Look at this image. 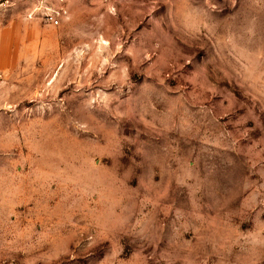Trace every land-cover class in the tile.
<instances>
[{
	"label": "rangeland",
	"instance_id": "374dc122",
	"mask_svg": "<svg viewBox=\"0 0 264 264\" xmlns=\"http://www.w3.org/2000/svg\"><path fill=\"white\" fill-rule=\"evenodd\" d=\"M12 1L0 264H264V0Z\"/></svg>",
	"mask_w": 264,
	"mask_h": 264
},
{
	"label": "crops",
	"instance_id": "0c3cea01",
	"mask_svg": "<svg viewBox=\"0 0 264 264\" xmlns=\"http://www.w3.org/2000/svg\"><path fill=\"white\" fill-rule=\"evenodd\" d=\"M12 2V0H0V70L14 62V43L19 34L24 33L19 23L2 15L3 8L11 6Z\"/></svg>",
	"mask_w": 264,
	"mask_h": 264
},
{
	"label": "built area",
	"instance_id": "2783aa9c",
	"mask_svg": "<svg viewBox=\"0 0 264 264\" xmlns=\"http://www.w3.org/2000/svg\"><path fill=\"white\" fill-rule=\"evenodd\" d=\"M45 17L51 23H54V24L58 23V18L56 17V15L53 12L45 13Z\"/></svg>",
	"mask_w": 264,
	"mask_h": 264
}]
</instances>
